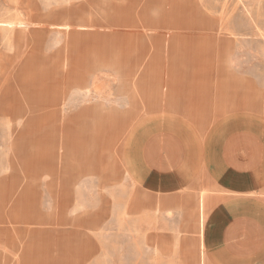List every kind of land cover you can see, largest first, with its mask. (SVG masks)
<instances>
[{
  "label": "crops",
  "instance_id": "1",
  "mask_svg": "<svg viewBox=\"0 0 264 264\" xmlns=\"http://www.w3.org/2000/svg\"><path fill=\"white\" fill-rule=\"evenodd\" d=\"M146 4L35 3L0 80L31 104L0 117V264H264L257 73L176 12L150 35Z\"/></svg>",
  "mask_w": 264,
  "mask_h": 264
},
{
  "label": "rangeland",
  "instance_id": "2",
  "mask_svg": "<svg viewBox=\"0 0 264 264\" xmlns=\"http://www.w3.org/2000/svg\"><path fill=\"white\" fill-rule=\"evenodd\" d=\"M37 1L47 0H0V80L14 82L13 76L3 74L8 69L22 67V57L31 51L32 42L28 40V34L34 33L33 42L39 38L33 26L39 24L37 18L44 13L36 11ZM145 7L147 12L144 16L151 20L147 29L150 35L157 36L163 32L161 24L156 25L153 20L167 19L169 14L176 12L183 23L182 31H186L185 22L190 21L195 27L192 32L198 36H202L203 31L213 36L215 52L239 54L246 67L257 73V99L260 101L257 111L264 113V0H147ZM136 11L135 18L138 15ZM30 109L31 104H0V117H4L5 122H12L15 117L24 119L29 116ZM148 112L152 111L145 109L143 113ZM201 209L199 233L203 214L209 208L202 206ZM86 264H93V258L87 259ZM103 264H110L109 258ZM199 264H207L202 255L199 256Z\"/></svg>",
  "mask_w": 264,
  "mask_h": 264
}]
</instances>
